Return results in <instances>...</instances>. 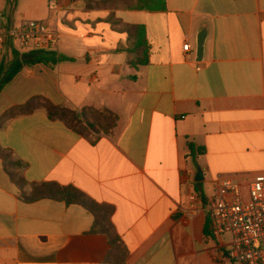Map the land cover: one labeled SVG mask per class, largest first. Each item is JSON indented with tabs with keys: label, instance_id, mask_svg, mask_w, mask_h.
Listing matches in <instances>:
<instances>
[{
	"label": "crops",
	"instance_id": "crops-1",
	"mask_svg": "<svg viewBox=\"0 0 264 264\" xmlns=\"http://www.w3.org/2000/svg\"><path fill=\"white\" fill-rule=\"evenodd\" d=\"M48 1L0 0L1 23L54 24V51L73 62L24 68L0 93V117L42 97L106 108L118 122L113 135L92 143L37 110L9 120L0 147L23 165L28 183L72 186L111 206L128 250L124 264H235L230 237L210 236L206 204L217 178L246 185L264 172V0H162L157 12L56 0L55 14ZM123 25L145 27L146 66L132 68L134 55L117 52L131 46ZM11 52L5 46L0 60ZM20 194L0 159V264H105L110 246L92 233L88 211L26 203Z\"/></svg>",
	"mask_w": 264,
	"mask_h": 264
},
{
	"label": "trees",
	"instance_id": "trees-1",
	"mask_svg": "<svg viewBox=\"0 0 264 264\" xmlns=\"http://www.w3.org/2000/svg\"><path fill=\"white\" fill-rule=\"evenodd\" d=\"M121 5L136 11H164L162 0H88L87 8H112ZM120 32L127 34L131 41L130 48L117 49V52H128L134 55L128 63L130 67L146 66L149 63L152 46L146 39V29L143 25H123ZM7 47L11 49L12 59L0 60V93L12 79L26 67L42 64L54 68L60 63L71 61L54 50L30 51L19 53L8 40ZM37 110H44L52 121L61 122L75 134L96 142L101 136H111L118 122V116L109 109L83 107L80 110L66 106H54L46 99L37 97L25 104L12 108L0 117V129L11 119L26 116ZM190 151L194 150L189 145ZM201 150L197 149V152ZM0 159L10 181L20 191L21 199L33 203L48 199L64 202L66 205H77L88 211L93 217L92 233L106 236L110 246L105 264H124L128 250L117 235L112 224L114 209L105 204H98L80 190L72 186H61L56 183H28L23 177V165L13 157L11 151L0 147Z\"/></svg>",
	"mask_w": 264,
	"mask_h": 264
},
{
	"label": "built area",
	"instance_id": "built-area-1",
	"mask_svg": "<svg viewBox=\"0 0 264 264\" xmlns=\"http://www.w3.org/2000/svg\"><path fill=\"white\" fill-rule=\"evenodd\" d=\"M49 14L58 11L56 0L47 2ZM11 42L20 53L54 50L59 37L45 21L26 20L5 28L0 16V52ZM183 51L190 53V45ZM215 194L206 204L209 233L213 238L230 237L227 259L235 264H264V172L244 185L238 179L219 177Z\"/></svg>",
	"mask_w": 264,
	"mask_h": 264
},
{
	"label": "water",
	"instance_id": "water-1",
	"mask_svg": "<svg viewBox=\"0 0 264 264\" xmlns=\"http://www.w3.org/2000/svg\"><path fill=\"white\" fill-rule=\"evenodd\" d=\"M205 35H206L205 32H201L197 36V40H196V58L198 60H201V58H202ZM197 175L200 176V171L197 172Z\"/></svg>",
	"mask_w": 264,
	"mask_h": 264
},
{
	"label": "rangeland",
	"instance_id": "rangeland-1",
	"mask_svg": "<svg viewBox=\"0 0 264 264\" xmlns=\"http://www.w3.org/2000/svg\"><path fill=\"white\" fill-rule=\"evenodd\" d=\"M26 19H31V18H26ZM1 21H2V18H1ZM92 26H94V24L92 25ZM51 29H53L54 30V24H50V26H49ZM90 29V28H89ZM212 190H211V188H209V190H208V192H207V194H209L210 192H211Z\"/></svg>",
	"mask_w": 264,
	"mask_h": 264
}]
</instances>
